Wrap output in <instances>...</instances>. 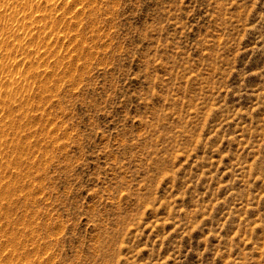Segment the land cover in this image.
<instances>
[{
  "label": "rangeland",
  "instance_id": "1",
  "mask_svg": "<svg viewBox=\"0 0 264 264\" xmlns=\"http://www.w3.org/2000/svg\"><path fill=\"white\" fill-rule=\"evenodd\" d=\"M0 264H264V0H0Z\"/></svg>",
  "mask_w": 264,
  "mask_h": 264
},
{
  "label": "bare ground",
  "instance_id": "2",
  "mask_svg": "<svg viewBox=\"0 0 264 264\" xmlns=\"http://www.w3.org/2000/svg\"><path fill=\"white\" fill-rule=\"evenodd\" d=\"M4 189V188H3ZM6 192V191H5ZM9 193V192H8Z\"/></svg>",
  "mask_w": 264,
  "mask_h": 264
}]
</instances>
